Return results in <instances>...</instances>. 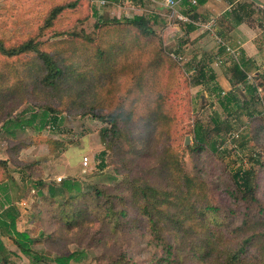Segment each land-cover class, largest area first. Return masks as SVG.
Listing matches in <instances>:
<instances>
[{"label": "rangeland", "instance_id": "1", "mask_svg": "<svg viewBox=\"0 0 264 264\" xmlns=\"http://www.w3.org/2000/svg\"><path fill=\"white\" fill-rule=\"evenodd\" d=\"M66 1L0 0V39L10 45L37 37L40 48L64 70L58 85L49 86L41 81L44 70L36 54H0V86L10 87L7 99H0V185L6 186L0 187V210L8 195L20 210L18 228L36 239L33 249L39 253L83 251L80 261L69 264H110L119 257L125 264H203L193 253L175 248L168 259L148 219L132 203L136 182L158 184V169L172 153L175 164L206 184L202 201L218 208L210 222L223 227L235 246L247 211L235 194L236 169L249 170L264 205V88L253 102L242 84L232 86L222 94L236 92L237 101L225 109L215 81L207 77L194 85L193 67L205 62L210 69L216 63L228 71L240 60L241 49L236 48L238 58L225 48L220 52L213 32L219 45L215 52L196 48L192 22L178 13L195 11L199 1L170 7L166 0H81L51 27H43L51 8ZM137 15L149 20L151 33L127 22ZM43 106L56 108L61 122L41 131L16 129L15 136L2 128L7 118H29ZM111 113L118 119L119 144L113 124L99 118ZM149 118L157 129L147 153L135 134ZM196 124L203 125L208 145L218 153L209 146L195 150ZM66 179L71 189L61 188ZM51 185L61 189L55 197L49 194ZM256 213L252 207L251 215ZM0 236L9 264L32 263L10 236L1 231ZM210 261L204 262L214 264ZM0 264H6L2 254Z\"/></svg>", "mask_w": 264, "mask_h": 264}, {"label": "trees", "instance_id": "2", "mask_svg": "<svg viewBox=\"0 0 264 264\" xmlns=\"http://www.w3.org/2000/svg\"><path fill=\"white\" fill-rule=\"evenodd\" d=\"M80 1L69 0L55 5L47 14L43 27H51L62 12L76 8ZM190 6H193L192 2ZM193 11L194 9L190 8L185 12L191 14ZM115 21L120 22L118 19H115ZM127 22L144 33L152 32L149 20L142 15L127 19ZM262 23L264 24V19ZM194 28V25L189 24L190 31ZM41 44L37 37H28L10 45L5 40L0 39V54L8 57L36 54L41 59L42 69L44 70V75L41 78L42 83L49 86L58 85L59 81L64 77L63 67L52 53L40 48ZM220 52H224L223 46H221ZM230 68L227 71V75L231 71L232 74L228 75V79L232 86L236 87L242 84L243 89L249 92V100L256 102L258 99L254 95L258 92L257 86H264V82L260 79V75L256 74L259 84H256V86L249 83L248 74L251 70V62H246L243 58H240V60L234 61ZM193 69L197 72L196 78H194V85H202L207 80V77L211 81H215L214 89L225 109L236 100V97H238L236 92L222 94L224 89L218 84L215 73L211 68L209 69L205 62H199V65L194 66ZM9 89L0 86V99L2 97L7 99L8 95H10ZM237 104L238 107L241 106L239 102ZM244 104L246 103H242V106ZM40 109V112H33L29 118L22 117L12 120L7 118L2 124V128L12 136H15L16 129L23 130L26 126H35L38 131H41L50 124H59L61 122L56 108L43 106ZM149 115H152V112H149ZM37 118L39 120L38 123L36 122ZM99 118L108 120L113 124L112 131L113 134H116L117 144H119L121 132H118V119L113 116V113L99 116ZM152 122L150 118L147 119L144 123V130L139 134H135V139L141 142L142 151L147 153L155 140L154 132L157 129V126L152 125ZM215 122L218 123L217 121ZM194 139L195 150L209 146L213 152L218 151L214 144L208 145L207 135L201 124H196L194 127ZM50 143L55 144L56 141L50 140ZM134 150L137 151L138 149L134 148ZM158 173L160 176L158 184L149 181L136 182L133 193L134 201L132 203L137 207L141 215L148 219L151 233L154 239L160 241L165 247L168 259L174 254L173 248H175L177 251L193 253L194 257L203 264H206L204 261L208 260H211L210 262L214 264L220 260H223L224 264H259V262L264 264V205L258 197L256 185L253 186L250 183L249 170L238 168L232 173L236 185L235 194L239 200L246 203L247 209L243 223L239 227L242 236L235 246L227 241L223 227H218L210 222V213L215 212L218 208L208 201L205 203L202 201V198L207 193L206 184L204 187L200 184L202 182L196 181L194 175L182 169L178 163L175 164L172 153L165 159V163L158 169ZM63 184L61 188H64V186L68 189L72 188V184L68 179ZM199 185L201 186L200 189L198 188ZM0 187L5 188L6 186L0 185ZM204 188L205 190H201ZM60 191L61 189L58 185L49 187L51 197H55ZM1 206L0 231L10 236L24 255L31 257V264H40L46 260L53 261L56 264H69L71 261H80L82 259L83 251L79 250L53 256L35 251L33 244L36 239L28 231L18 228L20 210L17 205L6 195L5 201L1 203ZM252 207L257 210L255 217L251 215ZM82 211L86 212V209L82 208ZM7 252V247L0 236V254L3 255L4 262L9 264ZM110 264H125L124 258H115Z\"/></svg>", "mask_w": 264, "mask_h": 264}, {"label": "crops", "instance_id": "3", "mask_svg": "<svg viewBox=\"0 0 264 264\" xmlns=\"http://www.w3.org/2000/svg\"><path fill=\"white\" fill-rule=\"evenodd\" d=\"M197 4L191 14L185 9L180 13L189 17L195 27L191 33L196 32V48L202 46L207 52H215L219 45L211 38L213 32L216 38L240 48L241 58L251 62L249 73L259 74L264 82V0H197ZM210 68L224 90L232 88L224 67L213 63Z\"/></svg>", "mask_w": 264, "mask_h": 264}, {"label": "built area", "instance_id": "4", "mask_svg": "<svg viewBox=\"0 0 264 264\" xmlns=\"http://www.w3.org/2000/svg\"><path fill=\"white\" fill-rule=\"evenodd\" d=\"M182 1H183V0H167V4H168L170 7H174L175 5L180 4ZM191 2H192V4H197V0H191ZM178 17H179L180 19H183V20H190L189 17H187V16H185V15H183V14H180V13H178ZM219 40H220L221 45H222V46L228 51V53H230V54L232 53V54L234 55V57L238 58V54H237V51H236L235 48H233L232 46H230L228 43L222 41L221 39H219ZM217 61L221 63V62H223V59H222L221 57L218 56V60H217ZM248 81L251 82L253 85H256V84H255L254 77H253V75H251L250 73L248 74ZM256 86H257V85H256ZM259 88H260V86H257V89H258L259 91H261ZM258 90H257V91H258ZM223 93H225V90H224ZM88 163H89V158H88V157H85V158H84V162H83V164H84L85 166H87Z\"/></svg>", "mask_w": 264, "mask_h": 264}]
</instances>
